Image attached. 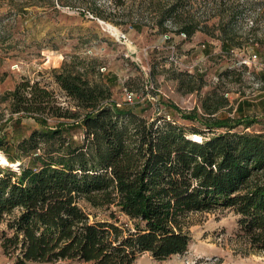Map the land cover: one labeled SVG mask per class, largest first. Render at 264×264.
I'll use <instances>...</instances> for the list:
<instances>
[{
	"label": "trees",
	"instance_id": "1",
	"mask_svg": "<svg viewBox=\"0 0 264 264\" xmlns=\"http://www.w3.org/2000/svg\"><path fill=\"white\" fill-rule=\"evenodd\" d=\"M227 1L214 0V11L200 20L193 12L211 11L205 0H167L158 6V25L166 31L171 17L186 37L212 36L214 28L222 47L234 46L238 11ZM50 72L72 105L62 106L53 89L24 77L2 99L12 113L78 122L82 134L74 143L63 124L34 128L16 144V157L6 155L8 165H0L4 260L134 264L147 253L165 261L188 249L189 212L225 208L238 215L249 247L264 252V132L247 130L256 119L217 117L229 102L215 89L202 96L201 112L177 109L190 124L163 112L148 117L145 108L135 110L140 100L117 104L107 82L74 62ZM171 77L183 92L204 84L182 70ZM24 157L29 163L10 168Z\"/></svg>",
	"mask_w": 264,
	"mask_h": 264
},
{
	"label": "rangeland",
	"instance_id": "2",
	"mask_svg": "<svg viewBox=\"0 0 264 264\" xmlns=\"http://www.w3.org/2000/svg\"><path fill=\"white\" fill-rule=\"evenodd\" d=\"M166 1L0 0V142L4 143L0 156L5 160L7 154L16 157V144L32 129L45 125L63 124L74 143L80 140L78 122L12 113L9 100L2 99L24 77L53 89L62 106L72 105L50 72L64 61L107 82L119 105L125 102L126 92H132L141 101L135 110L145 108V116L163 112L190 124L177 109L201 112L202 96L215 89L229 102L218 110L217 117L256 119L247 130L264 132V0L227 1L238 11L234 34L239 43L224 47L214 28H210L212 36L197 31L186 37L168 17L163 23L167 30L162 31L158 6ZM205 2L211 11L193 12L196 19L214 11V0ZM213 22L212 18L208 24ZM176 70L202 76L203 86L183 92L171 77ZM13 163L10 168L18 170L29 159ZM185 224L191 234L186 252L165 261H155L145 253L134 264H264V252L251 249L246 237L239 234L238 215L233 210L189 212ZM0 264L9 261L0 255Z\"/></svg>",
	"mask_w": 264,
	"mask_h": 264
},
{
	"label": "built area",
	"instance_id": "3",
	"mask_svg": "<svg viewBox=\"0 0 264 264\" xmlns=\"http://www.w3.org/2000/svg\"><path fill=\"white\" fill-rule=\"evenodd\" d=\"M135 96L133 95L132 92H126V102L128 103H132L134 101V98Z\"/></svg>",
	"mask_w": 264,
	"mask_h": 264
},
{
	"label": "bare ground",
	"instance_id": "4",
	"mask_svg": "<svg viewBox=\"0 0 264 264\" xmlns=\"http://www.w3.org/2000/svg\"><path fill=\"white\" fill-rule=\"evenodd\" d=\"M111 29H112V28H111ZM115 33H116V32H115ZM195 139H198V137L195 136ZM0 162L8 163V162L5 160V158H3L2 156H0ZM10 165L15 166V163H10Z\"/></svg>",
	"mask_w": 264,
	"mask_h": 264
}]
</instances>
